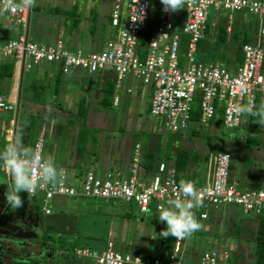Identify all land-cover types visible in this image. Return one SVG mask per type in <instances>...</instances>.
<instances>
[{"label": "built area", "instance_id": "obj_1", "mask_svg": "<svg viewBox=\"0 0 264 264\" xmlns=\"http://www.w3.org/2000/svg\"><path fill=\"white\" fill-rule=\"evenodd\" d=\"M109 1L108 34L95 49L84 50L69 46L68 38L60 36L45 41L31 38L28 25L32 0H0V28L10 30L0 32V60L11 59L16 75L37 65L53 66L60 72L81 69L88 74L107 70L113 76L115 89L124 81L137 79L139 86L149 87V112L160 116L169 132L180 131L193 121L194 101L199 114L193 122L207 124L219 117L228 128L240 121L237 106L256 99L264 103V0H186L185 8L173 13L163 11L161 0ZM220 9L225 16L227 40L234 12L245 11L255 20L254 33L241 43L242 59L238 64L201 61L197 55L198 40L204 36L206 23L213 25ZM145 30L149 31L147 35ZM125 90L131 91V84ZM117 100L114 93L112 104ZM16 102L15 95L7 99L6 93L0 91L1 111H14ZM32 148L42 157V133H38ZM229 157L228 152L221 150L208 153L201 179L186 175L184 170L176 171L172 159L154 162L152 170L145 174L136 139L127 170L109 169L101 177L91 169L71 176L59 168L64 176L36 192L40 193L43 212L50 211L45 201L58 194L117 199L133 202L139 212H158L175 198L174 189L179 182L186 180L195 183L203 201L201 207L193 210L200 223L208 224L214 208L226 203L238 205L243 213L260 214L264 211V181L256 186L240 185L230 177ZM0 172H4L2 168ZM34 195L28 197L26 193V200ZM195 232L184 239L172 237L170 247L163 253L123 252L107 236L101 249L75 244L71 252L94 264H234L227 249L188 251L187 239Z\"/></svg>", "mask_w": 264, "mask_h": 264}, {"label": "rangeland", "instance_id": "obj_2", "mask_svg": "<svg viewBox=\"0 0 264 264\" xmlns=\"http://www.w3.org/2000/svg\"><path fill=\"white\" fill-rule=\"evenodd\" d=\"M32 4L33 6L29 11L28 34L35 40L45 41L60 36L68 38L69 46H80L84 50H91L95 49L108 34L106 23L102 30H100L99 23L100 21L106 22L104 19L110 5L109 0H32ZM55 7L59 11L54 10ZM65 10H67L68 15L74 13L78 15L79 21L76 26L70 24V18L63 19ZM92 15L95 17L94 20H90L87 17ZM4 19L2 18L3 24H6ZM224 21V12L220 9L217 17L213 19V25L209 24V28L204 33L203 42L199 44L197 55L201 61L234 64L233 58L236 43L232 39L223 45L213 43L216 28L218 24L224 23ZM255 26V20L247 12L236 11L232 14L231 30L241 33V30L246 27L253 34ZM5 27L7 26L5 25ZM0 30L4 34L10 31H6V28ZM49 68L55 71L53 66H49ZM30 70H34V68ZM97 73L96 71L86 75V79L90 80L92 78L91 84L90 82L86 85L81 83L84 86L82 96L85 101V107H87L88 92L91 93L92 89L97 88L95 84ZM102 74L105 78V84H113V76L107 70H104ZM29 77H31V72L23 69L22 81L25 82ZM127 83L131 84V92L129 93L125 91ZM138 84L139 81L137 79H133L131 82L124 81L119 88L114 90L122 100L130 96L134 98V106L130 107L132 109L127 108L126 105L124 107L123 103L122 105L120 104L121 102H117L111 108L106 106L102 110L97 106L100 111V113H97V110L94 112L96 109V97L100 96L101 92L99 93L97 89L89 96V108L93 110L86 117V124L92 125V127L100 131L97 134L98 138L95 144L97 151H99L97 161L104 162L106 160V162H109L105 166L99 164L101 168L98 167L96 175L102 177L109 168L127 170L129 162L128 152L133 145V133H136L137 139L141 140L139 143L142 153L148 151L159 152L161 147L170 140L171 151L176 147H184L190 152L197 153L196 160L189 162L187 165L190 167L188 170H190L194 169V166H200V168L203 165L205 166L208 153H214L218 150L226 151L230 156L229 173L231 178L237 179L242 186H256L264 181V125H260L259 143L252 145L249 149H245L243 146L246 116L242 115L239 123L232 128L223 126L219 117H215L207 124L192 121L180 131L169 132L161 124V117L149 112L148 101H146V96L149 95L147 85L140 84L141 86H139ZM6 98L12 99L10 90L8 93L6 92ZM10 112L0 111V116L6 118L11 132L16 137L24 138V134L18 126L20 112L16 119ZM82 118L84 119V116H71L70 121L72 124H76ZM66 125L69 126L68 124H62V130L68 129L65 127ZM97 125L99 127L103 125L106 128L103 131ZM90 132L95 134L93 128H91ZM142 140H144V143H142ZM0 142L4 143L1 140ZM46 142L47 138L43 136L42 152L46 147ZM86 145L90 147L92 144L88 141ZM79 146L82 147L83 144ZM81 151L84 153L86 150L83 148ZM155 157L156 160L158 158L162 160L158 155H155ZM247 157L250 158V165L245 163V158ZM110 160H112L114 165ZM85 166L82 165L80 168L88 169ZM0 179L7 180L6 173L0 172ZM74 181H77V178H74ZM29 201L33 209L41 210L43 202L40 199L39 192H36ZM45 203L50 211L63 208L69 209L68 207L72 208L78 205L85 208L81 212H99L115 215L117 225L109 230L107 237L113 241L114 247L120 251L132 252L139 249L137 251L148 252L161 249L157 241L158 231L161 232L160 229L165 223L157 219V212L155 211L139 212L133 202L79 194H58L45 201ZM75 209H79V207ZM150 213L153 215L151 216ZM212 214L214 215L207 221L208 224L201 223L203 227L187 239V250L198 252L208 247H216L220 250L227 249L229 255L235 258L236 264H255L257 257L255 249L259 246L255 236L257 230L256 215L251 212L243 213L240 207L233 203L219 205L217 209L214 208ZM46 232L47 236H40L39 239L41 241L39 243L44 241L45 244H49L54 248V264H69L68 261L71 264H75L72 260H89L86 257H77L71 252L74 242L63 239V237L59 238L58 233ZM61 241L64 243L61 244ZM135 245H138L139 248L134 247ZM229 262H231L230 259Z\"/></svg>", "mask_w": 264, "mask_h": 264}, {"label": "crops", "instance_id": "obj_3", "mask_svg": "<svg viewBox=\"0 0 264 264\" xmlns=\"http://www.w3.org/2000/svg\"><path fill=\"white\" fill-rule=\"evenodd\" d=\"M1 27H3V25H1ZM0 32H2V30H0ZM32 68H34V70H30ZM32 68L29 69V71L31 72V77H29L30 79L28 78L25 82L22 81L23 71H19V73L16 75V73L14 74V70H13L11 79L3 78L2 81L0 82L1 92L8 93V91L10 90L12 94V98L14 97V95L15 97H17L15 110L12 112L10 111L9 112L13 115L15 119L18 117V114L20 112L21 115H20V118L18 119L19 120L18 126L21 128V131L23 132V134L27 130L26 122H25V116L27 114L37 115L40 118L39 120L40 128L39 130H37V133L35 134L34 139L36 138L38 133H42V137L46 136L47 142H46V147L44 151L43 152L41 151L42 157H47L51 155L54 158L58 169L64 168L65 171L71 176L72 175L77 176L79 172H81L82 170H85L80 167H82V165L83 166L86 165L85 167H88V169H91L96 173V170L101 168V166L99 167V164H102L103 166H105V164L109 162L108 161L106 162V160L104 162H101V161L99 162V160L97 161L99 151H97L98 149H96L95 144L98 138L97 134L100 131H98L97 128L92 127V125H87L86 117L89 116L91 114V111L93 110L89 108V102H88L90 94L94 93L93 91H96L98 89L99 93L101 92V95L96 97L97 99L96 105H95L96 109L94 110V112L97 110L96 112L100 113L98 109L100 108L102 110L103 108L106 107V105H103L101 103L102 94L104 91L103 89L105 86L104 75L102 74V72L97 71L98 72L96 74L97 79L95 78L96 80L95 84L97 85L96 86L97 88L92 89V92L90 91L91 93L88 92L87 103H86L87 107H85L84 106L85 101L83 100V96H82V93H83L82 90L84 87L83 85L88 84V82H90V84L92 83L91 82L92 78L90 80L85 78L88 73L84 72L81 69H70L68 72H60L59 70H56L55 67H53L55 70L53 71V69L51 70L48 65H37ZM85 79H86V82H85ZM126 85H130V83H127ZM148 90H149V87H148ZM129 92L131 91H128V93ZM114 93L116 92H114V89H113V92L110 96V105H109L110 108L112 107V105H115V104H112L111 102V97ZM148 97L149 95L146 96V101H148L147 100ZM117 102H121L120 103L121 105L123 103L124 104L123 106L125 107L126 105L127 108L129 109H132L130 107L134 106L133 104L134 98H132L131 96L128 98H125L124 100L120 99V97L118 96ZM97 106L99 108H97ZM71 116H75V117L84 116L83 120L85 121V124L88 127L93 128L95 130L94 131L95 142L92 143L90 140H87V142L90 141V143L92 144L90 147L86 145L87 142L83 144L82 147L79 146L80 144H77L76 141H77V135L79 132L81 120L76 122V124H72V122L70 121ZM70 122L71 124H69ZM62 124H68L70 127L66 125L65 127H67L68 129L62 130L63 128ZM99 128H101V130L104 131L106 126L102 125ZM18 138L20 137H16L15 134L11 132V128H9L6 118L0 116V140L4 141V143L0 142L1 143L0 149H3L6 144L14 142ZM136 139H137V136L135 140ZM22 140L25 145L32 147L33 141L27 143L25 142L26 141L25 137L22 138ZM83 148L86 150L84 153L81 151V149L83 150ZM130 150H131V147L128 152V157L130 154ZM110 161L112 162V160ZM112 164L114 165L113 162ZM194 167H193L194 169L188 170V168L190 167L186 166L184 169L185 174L191 175L196 179H201L204 173L203 170H205V166L203 165L201 168L200 166H194ZM109 169H117V168H109ZM125 170L126 169H123V171ZM10 183L11 181L9 180V178L7 180L0 179V188H4V194L7 191V188ZM3 203L4 205H7V202L5 200V195L3 196ZM78 207L79 209H75ZM68 208L69 209L63 208V210L77 212L78 214L85 213V212H81V210L85 209L84 206L76 205V206H73L72 208L71 207H68ZM22 209L24 211H29L30 209H33L31 207L29 200L23 201ZM86 214H91V213H86ZM92 214H103V213L93 212ZM106 215L109 216V225H108V231H107V234H108L109 230H111V228H115L117 223H116L115 215L108 214V213H106ZM36 233L37 235L39 234L38 232ZM66 237H69V235H66L64 239ZM74 241H75L74 242V245H75L76 243L75 237H74ZM60 243L62 244L64 242L61 241ZM134 247L139 248L138 245H135ZM50 248L49 250L51 253H53V255L50 256L51 258L48 260V262H50V264H54L53 259H54L55 251H54V248L51 247V245H50ZM137 250L139 249H136L133 251H137ZM233 259L235 261L234 257ZM72 261H74L75 264H94L89 260H83V259L79 261L78 260H72ZM60 262H61V259H60ZM68 263L71 264L70 261H68Z\"/></svg>", "mask_w": 264, "mask_h": 264}, {"label": "clouds", "instance_id": "obj_4", "mask_svg": "<svg viewBox=\"0 0 264 264\" xmlns=\"http://www.w3.org/2000/svg\"><path fill=\"white\" fill-rule=\"evenodd\" d=\"M161 4L163 11L173 13L185 8L186 0H161ZM236 112L242 116L253 117L256 123L264 125V103L259 106L255 103L239 105ZM209 118H211V113ZM0 168L11 181L4 195L8 206L14 209L23 206L21 192H26L28 197L32 196L38 188L55 184L64 176L63 171L58 170L51 155L47 157L36 155L34 149L25 145L22 138L0 149ZM174 191L176 192L175 198L167 201V206L160 207L156 213L157 219L166 224L160 236L184 239L203 227L193 211L201 207L203 201L192 181L181 180ZM150 215L153 214L150 213ZM137 259L139 261V258Z\"/></svg>", "mask_w": 264, "mask_h": 264}, {"label": "trees", "instance_id": "obj_5", "mask_svg": "<svg viewBox=\"0 0 264 264\" xmlns=\"http://www.w3.org/2000/svg\"><path fill=\"white\" fill-rule=\"evenodd\" d=\"M33 6L31 3L30 8ZM56 11H59L55 7ZM64 17L63 19L70 18L71 22L70 24L72 26H76L78 24V15L76 13L72 15H68L67 10L64 11ZM249 14V13H248ZM251 15V14H250ZM105 21L107 22L108 19V12L105 13ZM90 20H94L95 17L94 15L87 16ZM100 21V30H102L105 27V23ZM225 21L224 23L218 24L216 31H215V36L213 39V43L216 45H223L230 41H234L236 43L235 46V51H234V58L233 62L234 64H238L241 62L242 59V53H241V43L244 41H247L250 39L251 33L249 32L248 28H243L241 30V33L238 31L232 29V32L230 34L229 39H226V32H225ZM209 28V23L207 22L204 28V33L206 30ZM149 33L148 30L144 31V34L147 35ZM204 40V36L198 40V44H201ZM13 73V61L11 59H2L0 60V82L2 81L3 78L11 79ZM114 84H108L106 83L104 86V91L102 94V99L101 103L103 105L109 106L110 105V96L113 92V89L115 90V87L113 86ZM34 100V99H33ZM254 103L259 106L261 103H263L260 99H256ZM198 104L196 101L192 103V108H191V119L195 121L198 118ZM83 117V116H81ZM253 117L246 116L245 121H246V126H245V132H244V137H243V146L245 149H249L252 145H256L259 143V129L260 125L256 123ZM40 118L37 115H31L27 114L25 116V122H26V132H24V137L26 138L27 143L32 142L34 139L35 134L37 133V130L40 128ZM91 128L88 127L85 124V121L83 118L81 119L80 122V127H79V132L77 135V144H85L87 140H90L92 143L95 142V135L91 134L90 132ZM95 131V130H94ZM136 134V133H135ZM133 133V139H132V144L135 142L136 135ZM35 140V139H34ZM141 141V140H140ZM142 143H144V140H142ZM132 147V146H131ZM155 155L160 156V159H163L165 161H168L172 159L173 165L175 167L176 171H181L184 170L185 167L187 166L188 162L196 160L197 153L195 152H190L187 148L184 147H176L173 151H171V143L170 140H168L163 147H161L159 152L153 153L152 151L148 152H141V166L143 168V171L145 174L150 172L152 170V167L154 165V161L159 160V158L156 160ZM245 163L247 165L251 164L250 158H245ZM21 199L24 201L26 200V192H21L20 193ZM22 209V207H20ZM257 217V230H256V238L259 242V246L256 247V261L255 264H264V211L261 212L260 214L256 215ZM166 228V224L162 226L160 230H163ZM156 239V238H155ZM158 245L161 246L160 251L166 250L170 247L171 242H172V237L169 236L167 238L160 236V231H158ZM74 244V243H73ZM163 253V252H162ZM233 263L235 261L233 260Z\"/></svg>", "mask_w": 264, "mask_h": 264}, {"label": "water", "instance_id": "obj_6", "mask_svg": "<svg viewBox=\"0 0 264 264\" xmlns=\"http://www.w3.org/2000/svg\"><path fill=\"white\" fill-rule=\"evenodd\" d=\"M3 196L4 188H0V264H5L2 254L6 250H9L10 261L31 263L27 256L24 258L18 252L21 247L24 248L31 243L28 238L37 235L36 230L58 233L59 236H73L77 245L97 249L103 247L109 225L108 215L78 214L63 209L49 212L42 210L12 212L4 205ZM32 249L31 246L27 248L29 252L27 255H36ZM14 254L16 256H13Z\"/></svg>", "mask_w": 264, "mask_h": 264}, {"label": "flooded vegetation", "instance_id": "obj_7", "mask_svg": "<svg viewBox=\"0 0 264 264\" xmlns=\"http://www.w3.org/2000/svg\"><path fill=\"white\" fill-rule=\"evenodd\" d=\"M7 208H8L7 210L12 211V212H24L23 209L10 208L8 206V204H7ZM32 210H38V209H30L29 211H32ZM29 211H25V212H29ZM36 231L39 234L29 237L28 240L31 241V243L28 246L24 247V248L21 247V250L18 253H20L21 256H24V258H26V256H27L28 259L31 260V263H29V264H50V262H48V260L51 258L50 256L53 255V253H51L50 250H49L50 245L49 244H45L44 241H43V243H39L41 241V239H39L40 236L42 237V235H44V236L47 235V232L45 230H36ZM58 237L59 238L63 237V239H64L65 236H58ZM70 237H72V238H70ZM65 239H67L68 241L75 242L73 236L66 237ZM29 246L33 247L32 252L36 253V255L35 254L32 255V256L27 255L29 253L27 251V248ZM25 249H26V252H25ZM13 256H16V255L14 254ZM17 257H19V256H17ZM9 258H10L9 250H6V252L4 254H2V259H3L5 264H11V263L12 264H28L26 262L10 261Z\"/></svg>", "mask_w": 264, "mask_h": 264}]
</instances>
